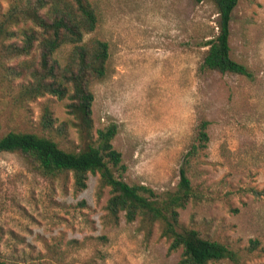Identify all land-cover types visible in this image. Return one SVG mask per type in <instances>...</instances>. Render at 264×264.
<instances>
[{
	"label": "rangeland",
	"instance_id": "374dc122",
	"mask_svg": "<svg viewBox=\"0 0 264 264\" xmlns=\"http://www.w3.org/2000/svg\"><path fill=\"white\" fill-rule=\"evenodd\" d=\"M91 1L98 23L86 38L106 40L110 51L106 75L90 84L94 129L117 125L113 144L127 166L122 177L166 195L177 189L184 166L196 196L180 210L178 229L229 244L242 264H264V0H239L230 21L231 55L251 77L202 67L205 42L220 29L213 0ZM12 2L0 0V17ZM25 80L0 70V138L30 131L77 149L69 98L25 97ZM46 109L58 119L50 129L43 127ZM203 119L210 122L208 146L185 163ZM62 122L65 131L57 127ZM109 197L98 172L78 188L72 172L49 177L20 153L0 151V259L180 264L181 249L170 250L162 222L115 217Z\"/></svg>",
	"mask_w": 264,
	"mask_h": 264
},
{
	"label": "trees",
	"instance_id": "16d2710c",
	"mask_svg": "<svg viewBox=\"0 0 264 264\" xmlns=\"http://www.w3.org/2000/svg\"><path fill=\"white\" fill-rule=\"evenodd\" d=\"M213 1L220 13V29L205 42L209 47L202 67L251 77V69L231 55L230 21L239 0ZM97 23L98 13L91 0H13L1 15L2 74L6 78L24 77L21 93L25 97L51 94L60 99L69 98L67 112L72 116L71 124L77 129L81 144L77 149H66L51 136L11 130L0 138V151L20 153L49 177L72 172L78 188L86 187L90 172H98L102 183L110 187L109 212L115 217L124 212L128 221L140 217L151 224L162 222L163 233L170 239V250L181 249L180 264H210L223 259L242 264L239 252L229 244L203 237L195 228L178 229L180 210L196 196L184 166L177 189L166 195L145 184H131L122 177L127 166L113 144L117 125L94 129L95 95L90 84L106 75L110 56L106 40L86 38ZM67 47L68 51L63 53ZM15 60L20 61L11 64ZM57 121L52 111L46 109L43 127L50 129ZM67 124L62 122L57 127L65 131ZM209 124L207 119L201 121L198 142L187 153L185 163L207 148ZM0 264L8 263L0 259Z\"/></svg>",
	"mask_w": 264,
	"mask_h": 264
}]
</instances>
